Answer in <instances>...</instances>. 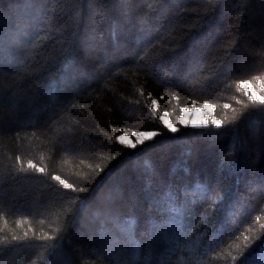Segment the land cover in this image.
Instances as JSON below:
<instances>
[{
  "label": "trees",
  "instance_id": "16d2710c",
  "mask_svg": "<svg viewBox=\"0 0 264 264\" xmlns=\"http://www.w3.org/2000/svg\"><path fill=\"white\" fill-rule=\"evenodd\" d=\"M244 81L264 0H0V264H264ZM205 103L219 125L179 122Z\"/></svg>",
  "mask_w": 264,
  "mask_h": 264
},
{
  "label": "rangeland",
  "instance_id": "374dc122",
  "mask_svg": "<svg viewBox=\"0 0 264 264\" xmlns=\"http://www.w3.org/2000/svg\"><path fill=\"white\" fill-rule=\"evenodd\" d=\"M243 86L246 89H248L254 97L264 98V91L259 90L261 87L264 86V83H262V86L259 85L258 88L256 87V85H254V83L244 81ZM162 119L164 123L167 124L168 126L171 125L172 127L176 128V125L170 120V118L166 113L162 114ZM214 120L220 122V120L217 117H215L213 114V105L210 103H205L200 107L193 106L189 108H184L182 110V114L180 116L179 122L188 125H204L207 124L209 121L213 123ZM148 133H154L155 135L154 130H135L129 134L128 133L121 134L119 136V139L123 137L124 139H120L122 142L129 145H134L136 143L154 137V135L148 137L146 135Z\"/></svg>",
  "mask_w": 264,
  "mask_h": 264
},
{
  "label": "snow or ice",
  "instance_id": "6c2138e0",
  "mask_svg": "<svg viewBox=\"0 0 264 264\" xmlns=\"http://www.w3.org/2000/svg\"><path fill=\"white\" fill-rule=\"evenodd\" d=\"M257 99H264V98H260V97H258ZM213 123L214 124H217V125H219L220 124V122L219 121H213ZM169 127L171 128V130L173 131V132H175L176 131V129L174 128V127H172L171 125H169ZM148 137H150V136H152V135H154V133H148V134H146ZM120 139H124L123 137H121ZM133 147H134V145H133ZM61 183H63V181H61ZM66 186H68V185H66Z\"/></svg>",
  "mask_w": 264,
  "mask_h": 264
}]
</instances>
